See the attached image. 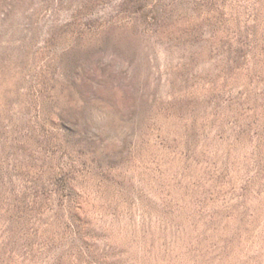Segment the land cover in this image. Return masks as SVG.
<instances>
[{"label":"rangeland","instance_id":"obj_1","mask_svg":"<svg viewBox=\"0 0 264 264\" xmlns=\"http://www.w3.org/2000/svg\"><path fill=\"white\" fill-rule=\"evenodd\" d=\"M0 264H264V0H0Z\"/></svg>","mask_w":264,"mask_h":264}]
</instances>
